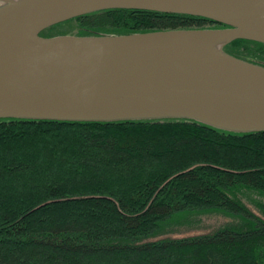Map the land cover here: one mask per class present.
Here are the masks:
<instances>
[{
    "label": "trees",
    "instance_id": "16d2710c",
    "mask_svg": "<svg viewBox=\"0 0 264 264\" xmlns=\"http://www.w3.org/2000/svg\"><path fill=\"white\" fill-rule=\"evenodd\" d=\"M71 20L83 26L79 36L223 26L108 9L41 36ZM247 45L257 60L236 57L264 66L263 43L235 40L224 50L235 56ZM251 192L264 196V131L189 119H0V264H264V215L242 199ZM204 215L223 221L178 231Z\"/></svg>",
    "mask_w": 264,
    "mask_h": 264
},
{
    "label": "water",
    "instance_id": "95a60500",
    "mask_svg": "<svg viewBox=\"0 0 264 264\" xmlns=\"http://www.w3.org/2000/svg\"><path fill=\"white\" fill-rule=\"evenodd\" d=\"M108 9L190 15L224 28L41 36ZM235 40L264 44V0H0V119H189L264 131V66L226 52Z\"/></svg>",
    "mask_w": 264,
    "mask_h": 264
},
{
    "label": "rangeland",
    "instance_id": "374dc122",
    "mask_svg": "<svg viewBox=\"0 0 264 264\" xmlns=\"http://www.w3.org/2000/svg\"><path fill=\"white\" fill-rule=\"evenodd\" d=\"M213 23H196V25H193L194 27H202V28H217V26H213ZM83 26L81 25V23L79 21L76 20H71L70 22L67 23H63L61 25L56 26L52 32L50 33L51 35H77L79 36V34H81V29ZM84 29V28H82ZM195 29V28H194ZM244 48H247L246 50ZM244 48H237L236 50H231V52H233V54H235V56H240L241 58H245L246 60H257L255 59L254 56L250 55V53H252L253 55L255 54L254 51L256 49V47L252 46V45H247ZM227 52V51H226ZM263 58H264V54H263ZM243 201L246 203V205L256 214H259L261 216H263L264 214H262V212L260 211V205H264V196L259 195L257 193H247L245 195V197H242ZM259 205V206H258ZM260 209V210H259ZM222 218H220L217 216H213V215H204V216H198L196 218V220H200L199 222L194 223L191 226H185L183 228H181V230L179 229L178 231L180 232H187L188 230H200V229H214L217 228L219 225H221L220 223L223 221L221 220Z\"/></svg>",
    "mask_w": 264,
    "mask_h": 264
},
{
    "label": "flooded vegetation",
    "instance_id": "af4514ba",
    "mask_svg": "<svg viewBox=\"0 0 264 264\" xmlns=\"http://www.w3.org/2000/svg\"><path fill=\"white\" fill-rule=\"evenodd\" d=\"M213 26H217V25H215V24H212ZM217 28H224V26H219V27H217Z\"/></svg>",
    "mask_w": 264,
    "mask_h": 264
}]
</instances>
